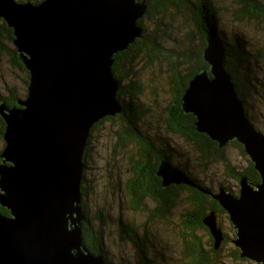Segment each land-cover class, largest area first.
<instances>
[{
    "label": "water",
    "instance_id": "water-1",
    "mask_svg": "<svg viewBox=\"0 0 264 264\" xmlns=\"http://www.w3.org/2000/svg\"><path fill=\"white\" fill-rule=\"evenodd\" d=\"M147 11L146 0H0L29 73L26 97L12 107L0 102V206L10 211L0 212V264H108L84 242V154L94 125L122 113L115 56L142 37ZM202 55L208 67L189 81L182 110L219 148L240 143L261 180L242 175L236 196L201 187L165 160L157 176L163 188L185 185L214 198L233 224L240 258L264 264V135L225 68L224 49L209 39ZM203 223L218 250L216 213Z\"/></svg>",
    "mask_w": 264,
    "mask_h": 264
},
{
    "label": "trees",
    "instance_id": "trees-1",
    "mask_svg": "<svg viewBox=\"0 0 264 264\" xmlns=\"http://www.w3.org/2000/svg\"><path fill=\"white\" fill-rule=\"evenodd\" d=\"M16 1H30L37 4L42 0ZM194 1L192 3L189 0H146L148 5L146 16L157 18L159 15H166L171 8L183 6L189 2V7L195 8V23L206 41H204L201 49L194 48V43H192L185 52L182 48V53H176L174 46L168 47L165 44L164 40L169 41L171 35L167 31L164 19L158 18L152 32L147 33V30H144L140 40H137L127 50L119 52L115 56L116 60L113 71L114 75L121 81L118 97L121 99L122 113L115 117H107L94 125L84 154L85 163L88 152L90 151L91 138L97 127L105 121H115L117 119L119 128L115 136L119 148L123 150L127 148L129 143L134 144L136 147L135 160L131 159L130 163L132 176L128 179L127 185H125L130 208L133 211H146L145 201L149 198L155 201L156 205L151 211L149 219H162L168 217L171 208L182 197V191H186L188 194L184 198L191 209L186 211L183 220L186 229L193 233L199 229L208 230L203 223V218L209 212L214 211L224 215L227 213L214 198L198 189L185 185H170L163 188L162 178L157 176L162 161H168L170 165L188 175L194 182L201 184V186L208 188L214 193L218 192L221 187L228 190L229 187L224 186L223 183H219L217 190H214L213 185L207 186L205 181L199 180L190 172L188 158H184L183 161L174 164L173 159L176 158L174 155L177 152L170 147V144L163 140H157L155 134L145 128L144 113L146 111L143 110V104L140 103V95L143 93V87L137 80L138 72H136V63L138 61L134 59L140 57V60H142L145 57V63L163 61L164 63L166 62L169 68L171 65L174 88L173 98L165 108L167 130L187 140L196 153L195 159L198 161V166L201 169H208L209 166L216 163H224L227 176L236 181H239L242 175H246L253 183H258L261 177L254 169L253 163L246 155L240 143L234 141L227 144L224 148H219L218 144L208 136L197 132L195 126L196 118L192 114H185L182 110V96L188 87L189 81L201 70L208 67L202 54L209 39H213L214 42L219 43L224 49L226 57L225 68L232 76L237 92L244 102L247 115L251 121L253 118L249 115L248 109H254V104L249 106L248 103L250 100L247 97H252L256 94L259 85L264 86V80L260 79L258 72H256V67L253 65L255 61L259 60L258 58L264 56L263 49L260 48L255 53L252 52L247 48V42L243 37L234 31L236 27L233 25L234 21H242L245 17H248L257 19L261 23L262 29H264V0H234L233 3L236 5V9L232 11L233 15L231 19L228 14V7L220 0ZM143 19L141 18L139 20V24L144 27ZM221 19L225 22L231 34L228 35V32L224 29L219 30V21ZM230 20L231 22L227 23ZM13 38V30L0 18V50L10 56V63L13 66L25 69L18 58L16 49L11 47V44L13 46ZM174 53L179 54V58L172 59ZM127 57H130V60L125 59ZM26 73L27 79L25 83L28 92L29 73L27 70ZM5 90L7 92L6 95L0 92V102L4 100L8 106L12 107L16 105L18 100L23 99L20 98L21 93L15 87H7ZM4 130L5 123L1 119L0 133L2 136ZM229 145L237 148L241 155L247 158L248 165L244 170H237L236 167L231 165L227 153V146ZM2 150H0V153ZM116 152L118 151H114L113 155ZM81 189L83 200V197L88 195L89 189L84 186V182ZM82 207L84 212L87 211L88 208H85L84 204H82ZM0 212L4 215H9V211L1 206ZM102 213L101 210L98 212L99 215H102ZM85 214L86 221L83 225V234L86 247L92 253L104 256L108 264H113L108 258L109 251H106L104 248L103 230H98L96 234L91 226L88 213ZM99 217L101 218V216ZM143 231L145 232L146 230L144 229ZM118 235L121 241H130L136 246L138 264H160L157 255L149 254V250L146 248V238H144L141 230L134 223H125L122 218H119ZM210 240L213 245V238L211 237ZM226 240H228V237L225 238L224 242ZM182 242L183 250L181 256L186 264H217L215 258H213L214 256H211L210 253L216 255L220 250H214L213 248L205 250L196 235H191L190 237L183 235ZM234 254L238 258L239 250L235 249Z\"/></svg>",
    "mask_w": 264,
    "mask_h": 264
},
{
    "label": "rangeland",
    "instance_id": "rangeland-1",
    "mask_svg": "<svg viewBox=\"0 0 264 264\" xmlns=\"http://www.w3.org/2000/svg\"><path fill=\"white\" fill-rule=\"evenodd\" d=\"M189 1L195 2L194 0ZM220 1L228 7L229 18L231 19L232 11L236 9V5L233 3L234 0ZM143 18L145 27L144 29L141 25L143 33L144 30H147V33L152 32L156 20L158 18L164 19L171 39L167 41L163 38V40L168 47L174 46L176 53H182L181 50L183 49L185 52L192 43H194V48L196 49L203 47L205 38L197 28L195 8L189 7V2L183 6L171 8L164 16L159 15L157 18L145 15ZM229 22L231 20L227 21V23ZM233 25L236 27L234 31L239 33L247 42V48L254 53L262 48L264 52V29H262V25L257 19L245 17L242 21H234ZM221 29L226 30L228 35L231 34L222 19L219 21V30ZM158 34L160 33L158 32ZM140 39L138 38L137 40ZM11 47L15 48L12 44ZM219 47L221 48L220 45ZM176 53L172 55L174 60L179 58V54ZM125 59L130 60V57ZM258 59L253 65L256 67V72H258L260 79L264 80V56ZM10 60V56L0 50V92L6 95L5 88L15 87L21 93L20 98H25L27 93L25 83L27 79L26 68L15 67L10 63ZM134 60L138 61L136 63L137 80L143 87L140 103L143 104V110L146 111L144 113L145 128L154 133L157 140L165 141L177 152L175 155L178 156L174 155L176 158L173 157L174 164H178L184 158H188L189 170L196 178L205 181L207 186L213 185L214 190L218 189L219 183H223L224 186L229 187V190L225 188L227 191H231L238 196L240 178L239 181H236L228 177L224 163H216L209 166L208 169H201L195 159L196 153L187 140L167 130L165 108L173 98L174 88L171 65L169 68L166 62L164 63L163 61L145 63V57L142 60H140V57ZM257 90L258 92L252 97H247L250 100L249 106L254 104V109L249 108L248 113L253 118L252 122L256 130L264 135V86L259 85ZM1 119L0 116V129ZM118 128V120L116 119L115 121L103 122L93 132L92 142L89 147L90 151L86 157L85 180L83 181L84 186L89 189L88 195L83 197L82 200V204H84L85 208H88L84 213H88L95 233L100 229L103 230L104 248L109 251L108 258L110 261L113 264H138L136 246L130 241H121L119 238V218H122L125 223H134L141 230L142 235L146 238V248H148L149 254L157 255L160 264H186L181 256L183 235L188 237L196 235L205 250H210L211 248L216 250L214 242L213 245L211 244L210 239L212 236L208 230L199 229L193 233L186 229L183 216L186 211L191 209L184 198L188 194L186 191H182V197L171 208L168 217L162 219H149L151 211L156 206L155 201L149 198L145 201L146 211H133L130 208L125 185H127L128 179L132 176L130 163L131 159L135 160L136 147L134 144L129 143L127 148L123 150L119 148L115 136ZM4 147L5 141L0 133V150ZM114 151L118 152L113 155ZM227 153L231 165L236 167L237 170L242 171L247 167V158L242 156L237 148L229 145L227 146ZM199 185L201 186V184ZM100 210L103 212L102 215L98 214ZM216 215L217 223L224 234V240L226 237H228V240L222 241L218 254L210 253L211 256H214L215 262L217 264H259L255 261L243 260L240 256L237 258L234 254L237 247L234 244L235 233L233 224L227 214L216 213ZM144 229L146 230L145 232L143 231ZM225 234L227 235L226 237Z\"/></svg>",
    "mask_w": 264,
    "mask_h": 264
},
{
    "label": "bare ground",
    "instance_id": "bare-ground-1",
    "mask_svg": "<svg viewBox=\"0 0 264 264\" xmlns=\"http://www.w3.org/2000/svg\"><path fill=\"white\" fill-rule=\"evenodd\" d=\"M83 208V207H82Z\"/></svg>",
    "mask_w": 264,
    "mask_h": 264
}]
</instances>
